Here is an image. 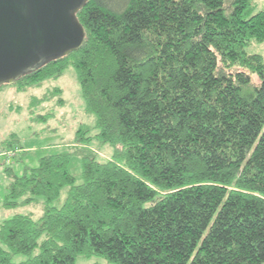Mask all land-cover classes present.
Returning <instances> with one entry per match:
<instances>
[{
  "label": "trees",
  "instance_id": "1",
  "mask_svg": "<svg viewBox=\"0 0 264 264\" xmlns=\"http://www.w3.org/2000/svg\"><path fill=\"white\" fill-rule=\"evenodd\" d=\"M76 17L82 44L12 83L25 90L72 67L94 123L78 126L74 151L20 172L21 148L5 141L15 151L0 158V208L41 212L0 222V264H264V58L246 51L264 41V9L86 0ZM92 139L111 157L98 159ZM73 153L81 182L68 170Z\"/></svg>",
  "mask_w": 264,
  "mask_h": 264
},
{
  "label": "rangeland",
  "instance_id": "2",
  "mask_svg": "<svg viewBox=\"0 0 264 264\" xmlns=\"http://www.w3.org/2000/svg\"><path fill=\"white\" fill-rule=\"evenodd\" d=\"M256 9H264V0H253ZM249 53H260L264 58V41L252 42L246 47ZM60 90H56V88ZM61 97V98H60ZM46 114L47 119L36 118V114ZM94 123L92 113L84 110L79 85L72 67L58 77L44 80L38 86L20 90L17 84L6 83L0 86V149L5 141L14 140L20 149L22 160L13 167L20 172L24 164L33 166L40 156L56 152L74 151V134L80 124L90 127ZM97 130L91 128L90 133ZM89 146L97 153V158L106 160L111 157L112 147L92 139ZM23 148V149H22ZM0 160V197L5 192L6 177L1 171ZM68 170L77 182H81V165L78 154L73 153L68 162ZM62 188L58 202L65 196ZM30 212L34 217L40 214L37 204L0 208V222L14 213ZM22 256H14L20 260ZM75 264H115L99 255L77 256Z\"/></svg>",
  "mask_w": 264,
  "mask_h": 264
},
{
  "label": "water",
  "instance_id": "3",
  "mask_svg": "<svg viewBox=\"0 0 264 264\" xmlns=\"http://www.w3.org/2000/svg\"><path fill=\"white\" fill-rule=\"evenodd\" d=\"M86 0H0V85L78 48Z\"/></svg>",
  "mask_w": 264,
  "mask_h": 264
},
{
  "label": "built area",
  "instance_id": "4",
  "mask_svg": "<svg viewBox=\"0 0 264 264\" xmlns=\"http://www.w3.org/2000/svg\"><path fill=\"white\" fill-rule=\"evenodd\" d=\"M15 149H0V158H7V155H12L14 153ZM8 160V159H5Z\"/></svg>",
  "mask_w": 264,
  "mask_h": 264
},
{
  "label": "crops",
  "instance_id": "5",
  "mask_svg": "<svg viewBox=\"0 0 264 264\" xmlns=\"http://www.w3.org/2000/svg\"><path fill=\"white\" fill-rule=\"evenodd\" d=\"M22 149H23V148H22ZM20 154H21V153H20ZM20 154H19V155H20ZM19 155H18V156H19Z\"/></svg>",
  "mask_w": 264,
  "mask_h": 264
}]
</instances>
